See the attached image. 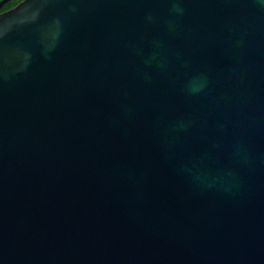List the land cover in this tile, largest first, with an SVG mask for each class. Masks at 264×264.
Wrapping results in <instances>:
<instances>
[{
    "label": "water",
    "instance_id": "obj_1",
    "mask_svg": "<svg viewBox=\"0 0 264 264\" xmlns=\"http://www.w3.org/2000/svg\"><path fill=\"white\" fill-rule=\"evenodd\" d=\"M0 264H264V0L0 12Z\"/></svg>",
    "mask_w": 264,
    "mask_h": 264
},
{
    "label": "trees",
    "instance_id": "obj_2",
    "mask_svg": "<svg viewBox=\"0 0 264 264\" xmlns=\"http://www.w3.org/2000/svg\"><path fill=\"white\" fill-rule=\"evenodd\" d=\"M18 1L20 0H9L8 2H6L1 9H6L12 5H15Z\"/></svg>",
    "mask_w": 264,
    "mask_h": 264
},
{
    "label": "flooded vegetation",
    "instance_id": "obj_3",
    "mask_svg": "<svg viewBox=\"0 0 264 264\" xmlns=\"http://www.w3.org/2000/svg\"><path fill=\"white\" fill-rule=\"evenodd\" d=\"M18 2H19V1H18ZM3 5H4V4H3ZM3 5H2V6H3ZM2 6H1V8H2ZM12 6H14V5H12ZM12 6H10V7L6 8V9H9V8H11ZM1 8H0V12H2V11H4V10H6V9H1Z\"/></svg>",
    "mask_w": 264,
    "mask_h": 264
}]
</instances>
